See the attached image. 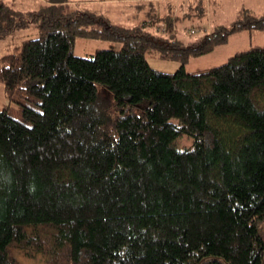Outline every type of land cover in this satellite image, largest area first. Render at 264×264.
Returning <instances> with one entry per match:
<instances>
[{
    "label": "trees",
    "instance_id": "trees-1",
    "mask_svg": "<svg viewBox=\"0 0 264 264\" xmlns=\"http://www.w3.org/2000/svg\"><path fill=\"white\" fill-rule=\"evenodd\" d=\"M67 2L29 12L38 37L0 57V264H20L12 248L44 264H264V45L183 69L264 33V14L240 7L183 43ZM26 19L0 0V38ZM76 38L119 47L80 57Z\"/></svg>",
    "mask_w": 264,
    "mask_h": 264
},
{
    "label": "rangeland",
    "instance_id": "rangeland-1",
    "mask_svg": "<svg viewBox=\"0 0 264 264\" xmlns=\"http://www.w3.org/2000/svg\"><path fill=\"white\" fill-rule=\"evenodd\" d=\"M10 8L19 11L23 16H27V26L21 29L12 31L10 34L0 38V57L26 39L38 37L37 21L30 20L28 13L36 11L39 6L44 5V0H2ZM65 6V11H83L87 10L95 14H102L109 23L120 26L130 27L132 25L141 24L143 21H151L152 25H147L145 29L151 31L157 36L168 39H179L183 43L191 42L199 39L204 34L209 33L214 26L221 24L225 27L230 25L236 16L238 5L248 8L252 14H264V0H197L196 4L201 5L202 2L207 5V11L202 15L197 13L190 17L189 21L182 20L181 15L173 13V2L168 0L162 1L167 6H163L162 12L159 15L151 14L152 9L149 3L142 0H115V3H103L106 0H70ZM208 1V4H207ZM113 2V1H111ZM181 3L187 4V1ZM146 8V9H145ZM196 10V9H195ZM158 16V17H156ZM177 16L178 19L171 30L167 27L166 19H173ZM174 19L171 21L173 24ZM264 45V33L254 32L248 34L246 31L230 34L224 43L218 44L213 49L203 55L191 57L183 64V69L186 72L196 71L204 68L217 66L223 63L229 56L235 52L246 50L250 46ZM119 44L116 42L105 41L100 39H84L76 38L73 42L72 52L76 56L88 57L96 49H117ZM147 64L160 72L172 73L180 65L176 60L161 59L153 54L145 53ZM8 101L3 93V86L0 82V109L7 105ZM176 121L175 119H172ZM178 148L188 147L190 140L184 136L176 141ZM13 257L20 264H44V258L35 254L32 257L25 256L21 251L12 248Z\"/></svg>",
    "mask_w": 264,
    "mask_h": 264
},
{
    "label": "crops",
    "instance_id": "crops-1",
    "mask_svg": "<svg viewBox=\"0 0 264 264\" xmlns=\"http://www.w3.org/2000/svg\"><path fill=\"white\" fill-rule=\"evenodd\" d=\"M68 1L71 2L70 0H68ZM111 1H113V2H111ZM114 1L115 0H106V1H101V2H103V3H115ZM142 1L149 3L151 5L150 6L152 8V9H150L151 14L159 15L162 12L163 6L165 5L164 3H162V1H166V0H142ZM168 1L170 2L168 5H170L171 2H173V13L176 15H178V14L181 15L182 20L189 21L191 19L190 17H193V15L195 13H197V11L199 10L198 7L200 8L199 13H201V15L207 11V9H206L207 5L204 6L205 3H203V2L201 5L196 4L195 1H197V0H168ZM182 1H187V4L181 3ZM207 4H208V1H207ZM165 6H167V5H165ZM240 7H243V6L238 5V8L236 9V11ZM156 17H158V16H156ZM173 19H174V21H173V27H174V24L177 21L178 17L173 16Z\"/></svg>",
    "mask_w": 264,
    "mask_h": 264
}]
</instances>
